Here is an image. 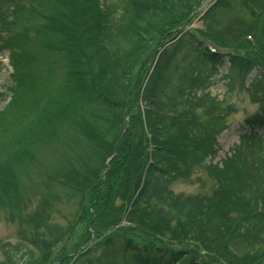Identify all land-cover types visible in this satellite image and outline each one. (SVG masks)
Masks as SVG:
<instances>
[{
  "label": "trees",
  "instance_id": "obj_1",
  "mask_svg": "<svg viewBox=\"0 0 264 264\" xmlns=\"http://www.w3.org/2000/svg\"><path fill=\"white\" fill-rule=\"evenodd\" d=\"M200 2L0 0V54L11 68L0 93V212L12 216L36 200L30 221L61 236L45 196L55 187L91 212L86 242L113 231L86 250L102 249L94 264H208L188 249L145 251L124 237H169V223L181 244L189 230L230 264H264V0H214L198 38L179 21ZM233 4L249 17L223 24L219 13ZM172 21L179 29L134 80L135 57ZM230 22L262 61L218 48L236 42ZM166 43L170 51L154 65ZM222 69L227 82L232 73L251 75L246 90L259 109L235 129L238 146L213 163L224 124L203 120L219 104L209 89ZM195 170L213 181L209 196L175 194L170 187ZM140 219L157 227L134 231ZM0 251L1 264H37L26 245ZM71 264L86 262L76 256Z\"/></svg>",
  "mask_w": 264,
  "mask_h": 264
},
{
  "label": "rangeland",
  "instance_id": "obj_2",
  "mask_svg": "<svg viewBox=\"0 0 264 264\" xmlns=\"http://www.w3.org/2000/svg\"><path fill=\"white\" fill-rule=\"evenodd\" d=\"M212 2L213 0H201L194 10L183 14V19L179 21L180 23L185 21L186 29L190 30L198 38L203 34L198 31V27L200 26L198 18L202 15V11ZM235 16H238L237 18L249 17L240 6L233 4L232 10L220 12L218 18L225 24L230 20L234 22L233 18H235ZM179 22H168L163 31L151 38V41L143 49V55L135 57L134 63L131 66V76L134 80L141 72L143 60L146 57V60L148 59L150 52L157 49L162 39L167 35L170 36L174 30L179 29ZM231 22L227 25V31L233 32L236 42L233 45L226 44L224 47L218 46V48L223 49L224 52L242 57L245 60L257 59L262 61L260 58L261 50L258 46L248 42L245 38H241L238 35L239 33H236L235 26L231 24ZM222 44H225V42ZM171 46L170 43H166L163 48L159 49V59L163 57V51H166V49H168L167 52L170 51ZM6 57V54L0 56V92H4L8 74L10 73ZM147 66L149 67L150 65ZM221 72L225 73V69H222ZM228 76L230 77V84L228 83L226 85L223 81L219 80L217 84L213 85L210 89L212 96L217 95L218 98L223 99L219 102L218 106L215 104L216 107L213 106L210 109V115H205L203 120H208L207 118L211 115L218 116L224 124V131L219 133L216 138L217 145L215 148L218 149V152L215 153L213 163H219L228 152L238 146L235 129L243 123L245 119L252 117L259 109L258 105L252 103L250 100L249 93L246 90V80H243L242 76L236 73H232ZM217 78L220 77L218 76ZM3 105L4 103H0V107ZM198 112H201L200 108H198ZM213 187V181L203 170H195L192 172L190 178L176 182L170 188L175 194L187 197L197 195L209 196ZM60 195L58 189H55V187H52L45 193V196L51 200L49 220L57 223L61 227V236L45 235L37 225H33L32 221H30V216L35 211L36 200H34L30 205L23 206L20 210L14 211L12 216L0 212V244L26 245L36 254L35 258L37 264H71L76 256L81 257L86 264H94L93 259L100 256L102 249H95V254L85 255L88 251L87 249L90 247L92 249L95 248V244H99L103 238H106L105 236H111V232L113 235V231H110V233L108 231L99 233L97 236L98 238L94 237L91 241L86 242L89 238L87 229L90 219L89 214L91 212L87 214L86 211H83L80 208L81 204L78 200H66ZM114 202L115 205L119 203L117 200ZM77 216H81V218ZM139 224L140 227L134 228V231L140 230L141 228L145 229L149 227L151 229L157 227L155 224L147 223L143 219H140ZM122 225H126V223H122ZM166 230L167 232L162 231V233L166 232V234H169V237L161 234L163 237H158L159 239L157 240H150L147 238L137 240L127 234H125L124 237L125 239H130L145 251L148 247L155 248L157 251L162 252L188 249L191 251V254L196 255L199 259L208 264H230V261L225 260L223 257L213 252H207L203 246L204 240L201 239V241H198L196 237L191 235L189 230H187V233H184L185 241L182 244L175 239L174 234L177 233V229L174 230V224L169 223L166 226ZM119 245L123 244L119 243ZM3 259L4 257L0 251V264ZM62 259H64V261H62Z\"/></svg>",
  "mask_w": 264,
  "mask_h": 264
},
{
  "label": "bare ground",
  "instance_id": "obj_3",
  "mask_svg": "<svg viewBox=\"0 0 264 264\" xmlns=\"http://www.w3.org/2000/svg\"><path fill=\"white\" fill-rule=\"evenodd\" d=\"M160 59H159V56L155 58L154 60V65H157L159 63Z\"/></svg>",
  "mask_w": 264,
  "mask_h": 264
}]
</instances>
